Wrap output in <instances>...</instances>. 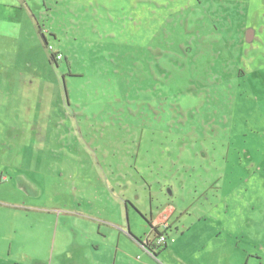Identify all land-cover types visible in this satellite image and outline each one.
Listing matches in <instances>:
<instances>
[{
  "label": "rangeland",
  "instance_id": "1",
  "mask_svg": "<svg viewBox=\"0 0 264 264\" xmlns=\"http://www.w3.org/2000/svg\"><path fill=\"white\" fill-rule=\"evenodd\" d=\"M27 1L55 40L0 37L4 254L34 226L87 264L86 216L145 238L172 205L168 257L264 264V0Z\"/></svg>",
  "mask_w": 264,
  "mask_h": 264
},
{
  "label": "crops",
  "instance_id": "2",
  "mask_svg": "<svg viewBox=\"0 0 264 264\" xmlns=\"http://www.w3.org/2000/svg\"><path fill=\"white\" fill-rule=\"evenodd\" d=\"M3 1L5 2L6 0ZM4 2H2L3 10L0 16V37L6 39V44H4L6 45L5 47H7L8 44V46L11 48L14 47L22 50L24 46L21 44V42L24 39L33 37L38 39L39 36L42 43H44L38 29V24L41 23V20L45 19V11L42 10L43 15L39 14V12L37 13L35 11H31L32 8L30 7L27 0H22L21 2L17 1L15 5L13 3L7 4ZM46 2V0H40L42 8L46 5ZM45 35L48 41H50L52 38L55 40V37L50 33L46 34L45 32ZM0 49L4 51L3 46ZM41 52H43V57L45 58L43 48ZM26 53H29V51ZM15 54L17 56H21V54L18 52ZM29 60L31 59H26V61ZM1 70H13V65L11 66L9 63H5L4 69L2 68ZM5 77L4 85H6V88L9 89L15 86L13 78L7 74ZM125 205L126 207H129L126 203ZM170 209L173 210L172 216H174L175 208L172 205H168L167 207L161 209L158 214L154 213L153 209H150L149 211L151 215L149 217L148 214L138 209L137 205L135 206V211L137 214L143 219L146 218L151 222V225L149 224L151 226V231L153 226H159L160 231L164 230L163 225H161V217L165 211H169ZM77 215L82 216V214ZM172 216L170 218V222ZM86 217L93 221V224L89 228L91 231H88V234L93 233L95 236V239L92 241L88 240L89 244L86 245V247H88V249L85 251L87 253V264L89 261L90 264H217L216 261L211 259H219L221 264L226 262L225 259L227 257H224L223 260V258L219 256H212L210 259L203 257L196 261H190L188 257L177 255L178 245H175V247L173 246V252L176 255L175 257L170 258L168 257V254H166L167 250H169L168 245L164 249L158 251L157 257H153L151 254L146 252V250L143 248V244L139 243L133 237L135 236L144 242V240H146L149 235L145 238L139 237L135 233H132L133 231H131L130 227L127 233L125 231L123 222L114 220L108 221L107 219L105 220L104 218L98 217L96 215ZM34 228L35 227L33 226L32 230L25 234L26 240L22 242L21 245H18L21 246L22 249L21 254H19L20 257H17V261H12L11 259L13 256L15 243H10L8 246V253L6 254H4L3 250L0 248V264H46L47 260L51 261L52 264L56 257H61L63 251L60 249L61 247L57 243V237L53 241H46L41 238L38 231H36ZM75 247L83 248L81 245H77ZM202 247L205 248L206 246Z\"/></svg>",
  "mask_w": 264,
  "mask_h": 264
},
{
  "label": "built area",
  "instance_id": "3",
  "mask_svg": "<svg viewBox=\"0 0 264 264\" xmlns=\"http://www.w3.org/2000/svg\"><path fill=\"white\" fill-rule=\"evenodd\" d=\"M49 50L51 52V54H53L55 56V59L57 61H62L63 60V54L57 50L53 45L49 46ZM173 210L170 209L169 211H165L161 217V225H163L164 230L161 231L160 233H158L156 242H155V246H153L151 244V242L149 241V239L144 240V242H142L143 244V248L146 250V252H148L149 254H151L153 257H155L157 254L156 252L160 249V248H164L168 245V240L170 237V218L172 216ZM158 227V226H156Z\"/></svg>",
  "mask_w": 264,
  "mask_h": 264
},
{
  "label": "flooded vegetation",
  "instance_id": "4",
  "mask_svg": "<svg viewBox=\"0 0 264 264\" xmlns=\"http://www.w3.org/2000/svg\"><path fill=\"white\" fill-rule=\"evenodd\" d=\"M170 230H172V224H171V222H170V229H169V232H170ZM160 232H161V231H160V229H159V226H158V227L153 226V229H152V231H151L149 237L147 238V239H149V241L151 242V244H152L153 246H155V242H156V239H157L158 233H160ZM164 248H165V247H164ZM164 248H160L158 251H160V250H162V249H164ZM158 251L156 252V254L158 253Z\"/></svg>",
  "mask_w": 264,
  "mask_h": 264
},
{
  "label": "trees",
  "instance_id": "5",
  "mask_svg": "<svg viewBox=\"0 0 264 264\" xmlns=\"http://www.w3.org/2000/svg\"><path fill=\"white\" fill-rule=\"evenodd\" d=\"M40 34H41V36H42V39H43L44 43L47 44V42H49V41H48L46 35L43 34L42 32H40ZM59 51H60V50H59ZM61 53H62V52H61ZM51 56H52V59H53L54 61H56V62H61V61H57V60L55 59V56H54L53 54H52ZM144 218H145V217H144ZM145 219H146V218H145ZM146 221L151 225V222H150L148 219H146ZM133 237H134L139 243L142 244V240H141V239L136 238L135 236H133ZM155 257H157V255H156Z\"/></svg>",
  "mask_w": 264,
  "mask_h": 264
}]
</instances>
